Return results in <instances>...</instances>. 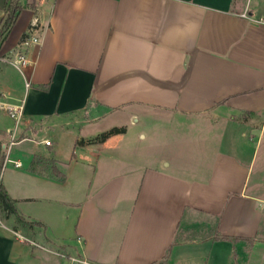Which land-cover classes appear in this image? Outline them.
I'll list each match as a JSON object with an SVG mask.
<instances>
[{
  "label": "crops",
  "instance_id": "1",
  "mask_svg": "<svg viewBox=\"0 0 264 264\" xmlns=\"http://www.w3.org/2000/svg\"><path fill=\"white\" fill-rule=\"evenodd\" d=\"M17 1L0 54L39 43L0 62V184L28 224L0 216V264H264V0ZM228 111L263 114L245 159ZM204 219L221 239L179 241Z\"/></svg>",
  "mask_w": 264,
  "mask_h": 264
},
{
  "label": "rangeland",
  "instance_id": "2",
  "mask_svg": "<svg viewBox=\"0 0 264 264\" xmlns=\"http://www.w3.org/2000/svg\"><path fill=\"white\" fill-rule=\"evenodd\" d=\"M245 0H235L234 3V9L236 11H241L243 10V3ZM245 13V12H242ZM230 115L229 117L233 122H236V126L234 131L237 133L239 139H238V145L236 146V151L238 152L239 157H244V152H242V147L240 146L241 139H244L242 134L244 132L247 133L246 138L248 141L254 143L255 142V130L257 127H259V123L261 121V117L263 114H247V113H238V114H233L230 113L229 111L227 112ZM240 134V136H239ZM49 136H51V133H49ZM259 140L257 143V148L255 152H259L258 156H261L264 158V124L263 128L261 131V134L258 136ZM241 138V139H240ZM243 142V140H242ZM1 154L0 152V162H1ZM242 154V156H241ZM4 211L0 207V216L4 215ZM199 229H188L184 231L183 233H179V241L185 245H190V244H195L196 242H203V241H212V240H218L221 239L217 232L216 227L214 226V223H210L209 220H201L199 221ZM193 225V224H191ZM181 234V235H180Z\"/></svg>",
  "mask_w": 264,
  "mask_h": 264
},
{
  "label": "built area",
  "instance_id": "3",
  "mask_svg": "<svg viewBox=\"0 0 264 264\" xmlns=\"http://www.w3.org/2000/svg\"><path fill=\"white\" fill-rule=\"evenodd\" d=\"M37 28H38V22L36 19H34V21L31 22L27 32L23 35V37L19 41L16 48L11 53L3 54V55L0 54V62H9L18 69L24 66L27 62L25 51L30 45L39 43V38L34 33L37 30ZM29 85L30 82L26 81L25 87L27 88L29 87ZM3 98H4V94L0 93V108L4 110L11 119L17 122L22 112V107L19 105L13 106L12 104L6 103L5 101H3ZM14 142L15 140L12 139L10 141V144H13ZM44 143L46 145H49L50 140H45ZM63 264H90V263L85 259L67 257L65 258Z\"/></svg>",
  "mask_w": 264,
  "mask_h": 264
},
{
  "label": "trees",
  "instance_id": "4",
  "mask_svg": "<svg viewBox=\"0 0 264 264\" xmlns=\"http://www.w3.org/2000/svg\"><path fill=\"white\" fill-rule=\"evenodd\" d=\"M21 10V6L18 3L17 0H9L6 6V15L4 18V21L0 27V43L3 37L8 33L10 30L11 26L13 25L19 11ZM43 88H47V85H44ZM124 128H118V127H113L107 131L102 132L98 136H96L93 139L88 140L87 142H96V141H104L107 137L110 135H113L115 133L123 132ZM77 143H83V140H79ZM1 166V163H0ZM57 176H60L61 174L58 171H55ZM0 207L2 208L3 211H5L7 214H14L16 217L17 222L21 224H28V222L18 214L15 206H14V201L7 195V192L3 185L0 184Z\"/></svg>",
  "mask_w": 264,
  "mask_h": 264
}]
</instances>
